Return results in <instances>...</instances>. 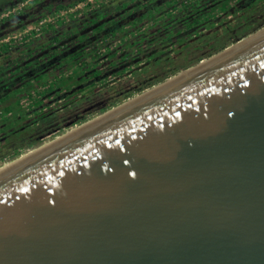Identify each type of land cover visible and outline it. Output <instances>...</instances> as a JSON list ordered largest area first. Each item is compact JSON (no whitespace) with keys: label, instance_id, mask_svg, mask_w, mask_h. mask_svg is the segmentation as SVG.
<instances>
[{"label":"water","instance_id":"95a60500","mask_svg":"<svg viewBox=\"0 0 264 264\" xmlns=\"http://www.w3.org/2000/svg\"><path fill=\"white\" fill-rule=\"evenodd\" d=\"M253 36L1 174L0 264H264Z\"/></svg>","mask_w":264,"mask_h":264},{"label":"rangeland","instance_id":"374dc122","mask_svg":"<svg viewBox=\"0 0 264 264\" xmlns=\"http://www.w3.org/2000/svg\"><path fill=\"white\" fill-rule=\"evenodd\" d=\"M263 29L264 0H0V166Z\"/></svg>","mask_w":264,"mask_h":264},{"label":"bare ground","instance_id":"6f19581e","mask_svg":"<svg viewBox=\"0 0 264 264\" xmlns=\"http://www.w3.org/2000/svg\"><path fill=\"white\" fill-rule=\"evenodd\" d=\"M263 30L259 31L258 33H261ZM258 33H256L255 35H257ZM251 37H254V36H251ZM231 47L228 48V50L231 49ZM205 63H207V60H204V61H201L200 62L201 65H204ZM185 71L186 70L182 71V73H180V74L181 75H184V73H186ZM180 74H178V75H180ZM174 77H176V76H174ZM174 77L170 78L171 79L170 81H173ZM157 92H158V88H155V87H154V89L151 88V90L147 91L146 93H143L142 95L140 94V95H138V96H136V97L128 100L126 103H124V105L129 104V103L136 102V100L139 101L138 99H141V98L151 97L152 95H154V93H157ZM115 110L116 109L113 108V111H115ZM99 117L101 118L103 116L100 115V116H98L96 118L99 119ZM91 121L93 122V119L92 120L90 119V121H87V122H85V124L83 123V124L79 125L78 127H75V128H72V129L67 130L62 135L54 138L53 140H51L49 142H46L41 147L36 148L34 150H31V151L29 150V152L27 151V153L18 156L17 159H15L14 161H9V162L7 161L4 164L2 163L3 165L0 166V175L3 174V173H5L6 171H8L9 169H11L12 167H15V166H17V165L25 162L26 160L34 157L35 155H38L39 153L47 150L48 148L52 147V145L54 143H56L57 141L63 139L64 137L70 138V137H72V136H74V135H76V134H78V133H80V132H82V131L90 128L91 127L90 126L91 125L90 123H92Z\"/></svg>","mask_w":264,"mask_h":264},{"label":"trees","instance_id":"16d2710c","mask_svg":"<svg viewBox=\"0 0 264 264\" xmlns=\"http://www.w3.org/2000/svg\"><path fill=\"white\" fill-rule=\"evenodd\" d=\"M101 27V26H100ZM100 27H98L99 29H100ZM97 31H99V30H97ZM62 61H67V58H65V59H62L60 62H62ZM52 64V63H51ZM80 73H75L74 74V77L75 76H78ZM73 77V78H74ZM72 80L73 79H70V82H68V83H66L65 85H64V89H68L69 90V88L72 86ZM150 85H148V86H145V87H142V86H140V88H138L137 89V91L138 92H140V91H142V90H144V89H146V88H148ZM59 90H60V88H59ZM67 90V91H68ZM79 92H84V90H82V91H79ZM10 108H6L5 109V111L7 112L8 110H9ZM71 120L67 123V124H65L63 127H70V126H73V125H76V124H78L79 122H81V120H82V117H78V116H71V117H69ZM13 154L15 155V156H17V155H19V152L18 151H13Z\"/></svg>","mask_w":264,"mask_h":264}]
</instances>
